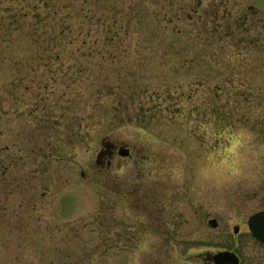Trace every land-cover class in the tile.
I'll return each instance as SVG.
<instances>
[{
    "label": "rangeland",
    "instance_id": "374dc122",
    "mask_svg": "<svg viewBox=\"0 0 264 264\" xmlns=\"http://www.w3.org/2000/svg\"><path fill=\"white\" fill-rule=\"evenodd\" d=\"M0 162V264L261 263L264 0H0Z\"/></svg>",
    "mask_w": 264,
    "mask_h": 264
},
{
    "label": "water",
    "instance_id": "95a60500",
    "mask_svg": "<svg viewBox=\"0 0 264 264\" xmlns=\"http://www.w3.org/2000/svg\"><path fill=\"white\" fill-rule=\"evenodd\" d=\"M128 150L126 148L121 147L118 150V155L120 156H127ZM216 220L210 219L208 220V225L211 227H216ZM248 229L251 235L259 240L260 242L264 243V210L256 212L249 216L247 220ZM237 227H234V232H237ZM207 258L212 260L214 264H237L238 258L235 253L223 250L218 251L212 255L207 254Z\"/></svg>",
    "mask_w": 264,
    "mask_h": 264
},
{
    "label": "flooded vegetation",
    "instance_id": "af4514ba",
    "mask_svg": "<svg viewBox=\"0 0 264 264\" xmlns=\"http://www.w3.org/2000/svg\"><path fill=\"white\" fill-rule=\"evenodd\" d=\"M105 147L104 148H106V151H101L100 152V154L98 155V158H100V157H103L104 155L107 157V158H111V156L113 155V150H114V145L113 144H109V143H106L105 145H104ZM260 210H264V206L262 207V209H260ZM259 211V210H258ZM247 219L246 220H244V225H245V228H246V233L244 232V249L247 247V244H248V235H247V233H249V231H248V228H247ZM251 235V234H250ZM259 242V241H258ZM261 243V242H260ZM262 245H264L263 243H261ZM229 251H231V252H233V253H235L236 254V256H237V258H238V263L237 264H242L241 262H240V258H239V256L237 255V253L235 252V251H232V250H229ZM248 258V257H247ZM262 261H261V263H259V264H264V256L262 257V258H260ZM256 260L257 259H254V260H250V259H247V261H244V264H257L256 263ZM203 264H213L212 263V261H210L208 258H205L204 259V261H203Z\"/></svg>",
    "mask_w": 264,
    "mask_h": 264
},
{
    "label": "trees",
    "instance_id": "16d2710c",
    "mask_svg": "<svg viewBox=\"0 0 264 264\" xmlns=\"http://www.w3.org/2000/svg\"><path fill=\"white\" fill-rule=\"evenodd\" d=\"M48 1L49 0H40V2H42L43 4H44V6H46V5H48ZM64 8H59L58 7V9L56 8V10H63ZM67 12V11H66ZM69 14V12H67L66 13V15H68ZM83 25H81V26H79V28L77 29V33H79V34H84V35H87V36H89L90 35V28H89V26L88 25H86V26H83ZM127 30H128V28H127ZM58 32H60V33H64L65 32V26H61L58 30H57ZM85 40H83V42H82V45H85ZM57 56V55H56ZM2 168H4V164L2 163V162H0V170H2L0 173H3V176H5L4 175V170L2 169ZM3 178V180L5 179V177H2ZM1 178V179H2ZM4 183L6 184L7 183V181H4ZM1 185H2V183H0V193H1V190L3 189V190H5V191H10V190H8V184H6V186L4 187V186H2V189H1ZM3 214V213H2ZM2 220V218L0 217V221ZM1 241H2V239H0V246L2 245L1 244ZM0 249H1V247H0ZM17 260V259H16Z\"/></svg>",
    "mask_w": 264,
    "mask_h": 264
}]
</instances>
